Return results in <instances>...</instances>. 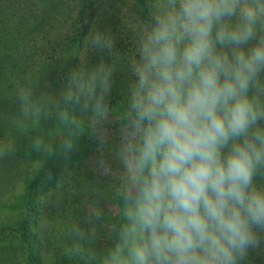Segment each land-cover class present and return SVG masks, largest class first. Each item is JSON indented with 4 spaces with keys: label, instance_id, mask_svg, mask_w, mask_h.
Segmentation results:
<instances>
[{
    "label": "clouds",
    "instance_id": "1",
    "mask_svg": "<svg viewBox=\"0 0 264 264\" xmlns=\"http://www.w3.org/2000/svg\"><path fill=\"white\" fill-rule=\"evenodd\" d=\"M146 8L119 109L109 106L116 65L103 58L70 68L58 96L38 101L32 87H18L25 119L46 115L62 130L55 142L45 138L54 130L35 136L30 149L67 159L87 131L97 168L119 177V222L101 264H243L264 244V0H146ZM84 44L117 55L113 35L95 26ZM114 111L115 172L105 156ZM103 216L94 208L90 227L73 234L94 241Z\"/></svg>",
    "mask_w": 264,
    "mask_h": 264
},
{
    "label": "rangeland",
    "instance_id": "2",
    "mask_svg": "<svg viewBox=\"0 0 264 264\" xmlns=\"http://www.w3.org/2000/svg\"><path fill=\"white\" fill-rule=\"evenodd\" d=\"M28 1L30 23L42 18L43 27L29 30L16 16L5 15L4 22L0 21H6L9 26L0 27V37L9 38L5 44L0 41V264H101V258L114 240L109 236L110 231L119 222L118 204L121 202L115 197L119 177L115 173L103 175L97 168L98 144L89 138L87 131L79 135L67 159L62 156L56 160L51 182L46 188L41 187L38 219L30 232H34L30 240L34 241L37 255L24 240L21 228L24 193L29 182L43 172L42 164L48 158L31 151L32 139L54 130L53 135L45 138L55 142V131L62 130H56L55 121L46 115L39 120L25 119L17 89L20 86L36 88L35 75L44 69L52 76L44 78L51 97L58 96L70 68L79 66L82 61L92 68L103 58L104 62L116 65L109 106L119 109L125 101L131 75L127 63L133 52L137 14L133 15L127 7L130 2L124 6L113 0L94 3L99 19L108 11L103 9L106 4L109 7L118 4L121 8L116 15L122 29L116 34L112 31L117 55L109 56L85 47L84 38L90 29L93 26L99 29L101 25L96 18L80 42L72 40L77 27L75 23V26L67 25V21L76 13L80 0H33V4ZM16 22H19L18 27L14 25ZM126 26L132 30L130 35L124 32ZM59 38L61 42H57ZM129 40L131 43L125 45ZM34 97L38 100L36 95ZM19 122L26 124L24 131L19 129ZM105 127L111 137L105 156L115 172L120 167L111 154L119 138L120 125L115 111ZM96 207L103 209L104 216L93 225L95 239L82 241L72 230L77 226L90 227L86 216ZM76 246L80 247V252L74 254Z\"/></svg>",
    "mask_w": 264,
    "mask_h": 264
},
{
    "label": "trees",
    "instance_id": "3",
    "mask_svg": "<svg viewBox=\"0 0 264 264\" xmlns=\"http://www.w3.org/2000/svg\"><path fill=\"white\" fill-rule=\"evenodd\" d=\"M33 0H31V3ZM81 2L78 3V8L74 16H71L69 21H67V25L75 26L76 24V34H74V38L72 40H79L82 39L84 35L89 30V26L93 22V20L96 18L97 20L101 21V25L99 29L106 27V31L110 32L112 34V31L116 34L117 31H121L122 27L119 28V17L116 15L121 9L118 4H112L113 7H109L107 4L103 6V9L107 11L106 14L103 12V18L99 19L97 17V14L95 13L96 5L94 3H102L104 1L110 2V0H80ZM113 1H120L122 3V6L127 5L128 2H130L127 7L129 10L133 12V15L137 14L136 20L138 21L137 26L143 22L146 19L147 16V8H146V0H113ZM30 1L27 2V0H0V21L4 22L2 19H6L5 15L8 17L16 16L18 20L22 21L23 24H25V27L29 30L31 29H40L44 26V20L42 18L34 21L33 23H30L29 19V8L28 4ZM118 3V2H117ZM80 4V5H79ZM15 17V18H16ZM6 23V21H5ZM5 23H0L1 26H7ZM18 23H14L16 27H18ZM7 26L6 28H8ZM5 28V29H6ZM103 31V30H102ZM125 33L131 34L132 30L129 26L125 27ZM6 39H9L2 35L0 37V41L5 44ZM61 38L57 39V42H61ZM126 39V38H124ZM120 42L118 41V44L120 45ZM131 43V40L129 42H124L125 45ZM130 54V53H129ZM128 53L126 52L125 56L127 57ZM131 56V54H130ZM38 74L35 75L38 81L35 84L37 87L33 88L34 95L38 97V100H46L49 97H51L50 88L45 84V79L47 77H52L51 74L47 73L43 70H40ZM45 78V79H44ZM19 113V111H18ZM38 155H45L43 153H37ZM64 156L61 153H57L53 157H48L45 159L43 166V172H39L32 181L29 182V185L27 187L26 192L24 193V207L25 212L24 215L21 218V228L22 233L24 236V240L28 247H30L31 250L35 249L36 252V246L33 243L34 241L30 240V236H33V233L31 232V228L34 225V223L38 219V206H39V195L41 192V187H45L48 185L49 182H51V179H48L49 174H51V177H53L52 172H54V163L59 157ZM53 170V171H51ZM243 264H264V244L261 245V248L258 252H251L248 256V258L243 262Z\"/></svg>",
    "mask_w": 264,
    "mask_h": 264
}]
</instances>
